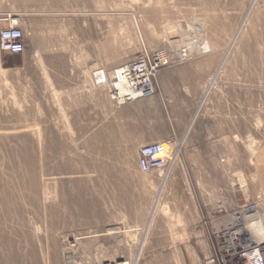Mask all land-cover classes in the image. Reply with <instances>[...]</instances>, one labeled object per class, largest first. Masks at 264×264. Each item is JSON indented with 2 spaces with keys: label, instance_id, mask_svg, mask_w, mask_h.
Returning <instances> with one entry per match:
<instances>
[{
  "label": "rangeland",
  "instance_id": "obj_1",
  "mask_svg": "<svg viewBox=\"0 0 264 264\" xmlns=\"http://www.w3.org/2000/svg\"><path fill=\"white\" fill-rule=\"evenodd\" d=\"M7 15L24 48L0 45V264L105 263L79 237L121 174L211 193L212 247L240 203L264 229V0H0ZM156 52L148 97L115 102L93 83ZM159 139L173 159L148 171L139 147Z\"/></svg>",
  "mask_w": 264,
  "mask_h": 264
},
{
  "label": "crops",
  "instance_id": "obj_2",
  "mask_svg": "<svg viewBox=\"0 0 264 264\" xmlns=\"http://www.w3.org/2000/svg\"><path fill=\"white\" fill-rule=\"evenodd\" d=\"M179 178L170 172L116 176L119 188L96 193L99 206L79 237L82 251L99 262L201 263L219 227L213 223L215 206L211 193L172 184Z\"/></svg>",
  "mask_w": 264,
  "mask_h": 264
},
{
  "label": "built area",
  "instance_id": "obj_3",
  "mask_svg": "<svg viewBox=\"0 0 264 264\" xmlns=\"http://www.w3.org/2000/svg\"><path fill=\"white\" fill-rule=\"evenodd\" d=\"M0 21H8L6 25L1 22V49L12 54L22 52L24 34L17 25L16 18L11 19L10 15H7L0 18ZM165 64L167 61L162 53H141L137 59L113 70L109 76L103 69L96 68L92 71L91 78L95 85L107 89L110 99L125 102L152 95L153 79L160 66ZM170 145L171 140L141 145L139 154L144 168L148 171L167 169L174 156V152L169 149ZM257 215L254 203H240L233 210L231 222L214 233L211 254L205 257L201 264H264V238L255 239L251 229L252 219Z\"/></svg>",
  "mask_w": 264,
  "mask_h": 264
},
{
  "label": "bare ground",
  "instance_id": "obj_4",
  "mask_svg": "<svg viewBox=\"0 0 264 264\" xmlns=\"http://www.w3.org/2000/svg\"><path fill=\"white\" fill-rule=\"evenodd\" d=\"M23 1H25V2H29V1H31V0H23ZM198 41V40H197ZM200 41V40H199ZM176 45H178V43H175ZM202 44V43H201ZM174 45V44H173ZM191 47H193V45L191 46ZM191 47H189V50H190V52L191 53H193V51H195V50H193ZM203 52H201V53H205V52H207V51H209V49H208V46L206 45V44H204L203 45ZM180 53V52H179ZM200 53V54H201ZM197 54H199V53H197ZM178 55H180V54H178ZM181 56V55H180ZM223 61V60H222ZM222 63V62H221ZM215 81V76H214V78H212L211 79V81H210V84L212 85L213 84V82ZM209 84V85H210ZM231 215H232V213H231ZM231 215L229 216V217H231ZM233 217V216H232ZM255 219V218H254ZM232 220V219H231ZM252 221H253V219H252ZM251 221V222H252ZM251 229H252V232L254 233V235H255V239H258V240H262L263 239V235H262V229H263V227H262V222H261V219H259V218H256V220L255 221H253V223L251 224ZM264 230V229H263ZM115 264H129L128 262H117V263H115Z\"/></svg>",
  "mask_w": 264,
  "mask_h": 264
}]
</instances>
